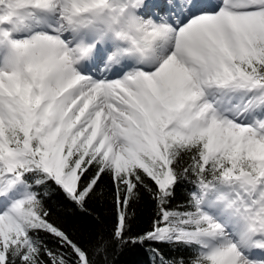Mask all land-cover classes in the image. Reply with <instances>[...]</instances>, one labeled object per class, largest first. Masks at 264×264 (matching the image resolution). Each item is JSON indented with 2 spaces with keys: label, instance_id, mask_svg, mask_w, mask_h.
<instances>
[{
  "label": "snow or ice",
  "instance_id": "6c2138e0",
  "mask_svg": "<svg viewBox=\"0 0 264 264\" xmlns=\"http://www.w3.org/2000/svg\"><path fill=\"white\" fill-rule=\"evenodd\" d=\"M105 180L86 241L53 200L93 215ZM130 246L264 264V0H0V264Z\"/></svg>",
  "mask_w": 264,
  "mask_h": 264
},
{
  "label": "trees",
  "instance_id": "16d2710c",
  "mask_svg": "<svg viewBox=\"0 0 264 264\" xmlns=\"http://www.w3.org/2000/svg\"><path fill=\"white\" fill-rule=\"evenodd\" d=\"M109 182L105 180V184L102 185L104 192L107 195L100 199L93 200L91 209L93 215L81 213L73 208H65L62 204H59L56 199L53 203L57 205V211L63 214V219L66 224L78 231L84 240H88L98 230L111 231L115 214L112 204V197L110 194ZM183 196V190L180 189L177 192V198ZM154 205L152 201L145 196L133 209L135 216L133 217V230L142 231L146 229L153 215ZM165 250L171 254L176 255L177 249H169L165 246ZM111 264H152L151 257L146 251L139 246H130L122 251L116 252L111 257Z\"/></svg>",
  "mask_w": 264,
  "mask_h": 264
}]
</instances>
